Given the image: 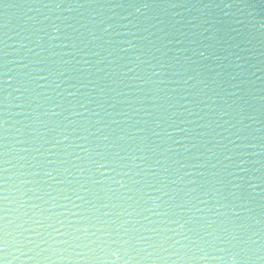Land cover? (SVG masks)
Listing matches in <instances>:
<instances>
[{
  "label": "clouds",
  "instance_id": "obj_1",
  "mask_svg": "<svg viewBox=\"0 0 264 264\" xmlns=\"http://www.w3.org/2000/svg\"><path fill=\"white\" fill-rule=\"evenodd\" d=\"M62 3L37 4L39 19L30 18L28 35L21 37L19 47L11 49L15 59L6 58L10 53L5 42V59L0 60V96L5 106L0 160V264H264V211L257 218L247 207L253 200L264 201V162L253 160L250 163L259 166L252 168H237L232 162L234 156L249 155L238 149L257 145L235 143L248 137L239 134L243 129L237 127L239 121L231 122L232 116L216 124L225 135L216 132L211 140L203 139L206 133L187 127H177L175 130L185 136L172 140L168 131L177 123H191L171 119L176 114L169 112L176 106L172 93L188 87L197 89V85L203 87L195 94L204 92L208 85L199 71L203 61L228 60V64L216 67L238 69L228 73L230 79L245 74L247 58L241 55L245 49L240 47L245 41L237 39L242 29L225 28L243 21L225 20L223 17L236 13L223 12V17H193L183 23L157 20V27L142 23L140 17L128 19L132 15L129 12L119 15L111 10L143 8L153 13L143 16L147 21L155 19L156 9L180 5L69 0L62 8ZM189 7L222 11L236 5L221 0ZM61 11L75 15H53ZM114 17L126 23H113ZM152 28L155 32L149 31ZM229 31L236 35H229ZM140 32L147 35H137ZM165 37H169L167 44L180 45L168 49L176 55L167 60L161 50ZM100 64L104 67H98ZM127 64L132 65L127 71L134 73L128 79L146 85L136 89L139 95L133 96L127 90L129 85L117 78V69ZM76 65L86 67L73 87L94 84V74L99 72L104 77H95V83L101 79L106 83L98 89L99 96L88 101L99 110L85 109L86 115L73 111L69 115L80 119L64 116L66 123L61 126L53 118L65 111L62 104L53 105L60 112L37 109L61 95L52 94L63 83L57 82L58 77L75 70ZM163 69L170 71L165 73ZM37 72L47 76L37 77ZM10 73L16 81L11 91L7 79ZM124 76L121 71L120 77ZM154 76L159 78L152 79ZM36 79H47L48 84L37 85ZM189 80L194 81L191 86ZM37 88L44 91L37 92ZM22 96L20 104L10 103V99L20 100ZM34 100L38 103H31ZM117 104L121 110L111 111ZM11 107L29 111L23 120L10 125L11 115L19 114L9 113ZM146 117H153L156 127L147 128ZM15 124L21 127L11 135L20 138L10 140L8 129ZM32 125H40V130ZM26 127L35 135L24 136ZM47 133L53 135L46 138ZM170 140L172 144L181 140L188 143L174 149ZM189 147L196 150L191 156L185 155ZM259 147L264 152V143Z\"/></svg>",
  "mask_w": 264,
  "mask_h": 264
},
{
  "label": "water",
  "instance_id": "obj_2",
  "mask_svg": "<svg viewBox=\"0 0 264 264\" xmlns=\"http://www.w3.org/2000/svg\"><path fill=\"white\" fill-rule=\"evenodd\" d=\"M60 3L61 0H0V60L5 59L3 53L5 51V42L9 45V55L6 57L9 60L15 59V54L11 52V49L19 47L22 36H27L30 30V26L32 25L31 17L37 16L35 12V6L39 3ZM69 0H63L61 7H64V4L68 3ZM95 2L103 3L105 0H95ZM110 2L115 3L117 0H110ZM156 3L160 5H170L176 4L180 5L178 7H161L155 10V19H150L147 21H143L144 15H153L152 12H145L143 8L137 11L136 9H112L111 11L117 13L119 15H125V12H129L132 15L128 17V19H132L133 16L140 17L142 23L152 24L159 27L156 24L157 20H164L166 22H176L180 21L183 23L186 20H189L193 17L204 19H208L209 16L215 18L217 16L223 17V12H229L230 14L235 12V15H230L228 17H223L225 20H241L243 24L230 23L225 25L226 29H237L238 31L242 29V36L237 39H243L245 42L240 44L241 48H244L245 51L241 54L243 57L247 58V62L245 63L246 72L243 75L237 76L236 79H230L228 73H232L234 71H239L238 69L234 70L232 68H217V64H228V60L223 61H213L206 60L203 61L204 67L200 68L201 77L204 79L205 83L208 85L207 88L204 89V92L201 95H196L195 92L203 85H197V89H192L191 87L183 89L181 93H172L173 96L176 97V106L174 109H170L169 112H175V115H171L172 120L180 121L186 120L191 121L189 124L177 123L168 129L169 133H171L172 140H176L177 137H184V132H177L175 129L185 128L192 129L195 132L206 133L203 139L211 140L212 137L215 136L216 132H219L221 136L225 135L222 128H217L216 124H223L224 121L230 120V116L233 117L231 122L239 121L237 127L242 128V132L240 135L247 136L248 139L241 141L235 140L236 144H246V145H257V147H244L238 149L237 151L242 153H247L249 155H240L232 157V162L235 164L237 168H252L258 167V164L250 163L253 160L264 162V152L261 151L259 145L264 143V28L261 27L264 24V3L261 0H223L226 3H233L236 5L235 8L223 9L222 11H218L216 9H199L197 7H189L190 5H203L208 3H220L221 0H137V3ZM256 5L255 8L244 7V5ZM237 8L239 11L237 12ZM176 13L177 15H172ZM60 14L64 16L75 15V13H69L66 11H61L60 13H53V15ZM113 23H126L125 20H116L115 17L112 21ZM196 22V21H193ZM47 23V21H45ZM179 25H177L178 27ZM207 27V25H204ZM169 29L165 28V31ZM112 31V29H109ZM149 31L155 32V28L149 29ZM174 31V29H173ZM210 31L205 33V35H210ZM229 35L235 36L236 34L229 31ZM137 35H147L145 32L137 33ZM169 37H165V43L163 48L161 49L165 53V60L167 58L176 55L173 51H169L168 49L178 48L180 45L167 44L166 40ZM235 41H231L230 43H234ZM133 44H136L137 41L133 40ZM121 47H126V45H122ZM54 51H68V49H54ZM201 51H205L207 53V49H201ZM234 51V49H233ZM105 55V54H102ZM120 56L127 57L128 53H119ZM154 55H160V53H154ZM223 55V54H222ZM67 58V57H65ZM53 60L56 57H52ZM80 59V57H77ZM88 59V57H85ZM91 59L95 60L96 57H92ZM108 59H111L109 57ZM232 63L235 64L237 61L235 57H232ZM107 63V60L104 61ZM211 65V67H208ZM84 65H76L75 70L70 72H64L62 76L58 77L57 82L63 81L59 88H56L52 93L55 96L56 92L61 93L60 96L55 97V99L45 102L43 108L37 109V111H44L45 109H51L53 111L60 112V108H53V105L62 104L65 109L64 112L61 113L60 116L54 117L55 121L61 122V126L66 121L63 120L64 116H68L69 120H79L80 117H73L69 115V113L75 111L84 113L85 109L89 110H99L95 103H88L89 100H95L99 96L98 89L100 87H104L106 83L105 80L101 79L99 84L95 83V77H104L103 72L94 74V84L88 85V87H73L72 85L77 84L76 77L82 76L85 70ZM98 67L103 68L104 64L98 65ZM131 64H127L123 69H117V78H122L125 84L129 85L128 91L131 92L133 96L139 95L136 92L137 88L146 87V85H142L138 80H129L128 77L134 75L133 72H128L127 69L131 68ZM257 69H260L259 71ZM123 71L126 73V76L120 77V72ZM165 73H168L170 70L163 69ZM219 73V75H217ZM192 73H188L191 75ZM37 77L47 76L45 72H37L34 73ZM159 77H152V79H157ZM259 78V79H257ZM8 79V90L11 91L16 87V81L14 73H10ZM51 79V77H49ZM240 81H248V83L241 84ZM37 85H47V79H36L34 81ZM194 83L193 80L188 81V85L191 86ZM235 85V86H234ZM161 87L171 88L173 85H161ZM37 92H43L44 89L37 88ZM51 91V90H50ZM91 91L90 96H82L81 93H85ZM69 93H74V95H69ZM184 93H188L185 95ZM47 94V93H45ZM13 96L18 95L17 93H13ZM25 96L27 94H24ZM111 95V93H108ZM240 97V99H237ZM116 99H121V97H117ZM43 100V97L40 98ZM23 101V96L20 100L10 99V103L12 105L20 104ZM236 101V103H233ZM31 103L35 104L38 101H32ZM111 103V101H109ZM231 105V107H229ZM121 105L117 104L116 108L111 109V111H119L121 110ZM5 106L3 103V97L0 96V160L3 159V145H4V126L3 121L5 120ZM235 109V112H233ZM29 109H21L17 107H11L8 109L9 113H19L16 115H11V118L8 120V124H12L13 121H21L23 120V115L27 113ZM192 114L189 115L188 113ZM40 119H44L43 116ZM94 119V118H93ZM116 119H121L120 117H116ZM135 119V117H134ZM149 120V124L146 125L147 128L151 129L156 127L155 120L153 117H146ZM27 123V121H25ZM208 123L209 127H200V125H205ZM163 126V125H161ZM21 127L20 124H15L13 127L9 128L8 131L10 133L9 139H19L20 136H13L11 133L14 132L15 128ZM37 131L40 130V125H32ZM49 127H52L50 124ZM71 127V126H70ZM115 127V125H113ZM159 130V129H157ZM230 131H235V129H230ZM23 135L34 136L35 133L30 131L29 128H25ZM53 135V133H47L46 138ZM255 137V139H253ZM219 137H217L218 139ZM67 143V141H65ZM172 144V141H169ZM187 141L181 140L179 144H172L174 149H178L180 145L187 144ZM18 147H26L27 145H17ZM211 147V144H209ZM196 150L191 147L188 148L185 155L191 156ZM251 153H256V155H251ZM224 155H230L229 153H224ZM52 157H46V159H51ZM226 163L228 161H225ZM243 162V163H241ZM0 167H3L0 164ZM187 171V169H185ZM231 171V169H229ZM240 175H245V173H239ZM245 191L251 192V189H246ZM256 192H259V188L256 189ZM264 204V201H260L259 199L251 201L247 207H250L253 210V214L257 215L259 218V213L264 211V207L261 205Z\"/></svg>",
  "mask_w": 264,
  "mask_h": 264
}]
</instances>
